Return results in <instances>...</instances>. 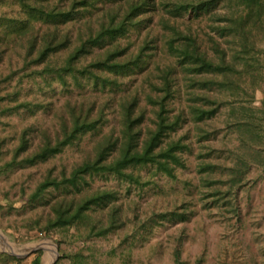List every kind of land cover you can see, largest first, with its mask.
Instances as JSON below:
<instances>
[{
    "label": "trees",
    "instance_id": "16d2710c",
    "mask_svg": "<svg viewBox=\"0 0 264 264\" xmlns=\"http://www.w3.org/2000/svg\"><path fill=\"white\" fill-rule=\"evenodd\" d=\"M11 1L20 11L0 17V87L16 83L0 96V116L41 109L51 116L49 123H27L12 145L0 136V174L48 164L30 192L22 186L16 200L5 192L8 203L0 204V229L6 237L10 227L2 224L4 210L29 207L36 212L24 228L60 245L69 234L90 241L128 227L127 244L145 238L155 226L186 223L196 213V202L188 194L141 219L137 211L130 216L136 201L125 204L116 188H94L93 182L96 177L113 178L129 190L144 192L159 186L158 177L180 181L192 139L188 133L179 135V129L192 122L195 137L206 140L212 132L203 124L227 105L229 127L239 145L231 151V165L204 159L220 156L219 149L207 147L201 154L199 194L206 208L225 209L241 221L239 194L251 185L254 168L264 173V0ZM221 3H228L230 10L212 12ZM158 13L169 59L129 89L159 47V35L149 27ZM191 13L194 19L211 14V31L201 36L194 30L193 19L184 20ZM144 28L147 32L136 44L131 37ZM26 81L51 87L57 83L69 97L58 106L36 97L23 99L18 87ZM78 89L82 92L74 97ZM216 89L229 92L233 100L216 96ZM182 94L186 105L178 108L174 103ZM111 114L118 125L105 131ZM83 141L77 160L69 163L59 157ZM182 237L174 248L175 264H185ZM42 254H0V263L42 264ZM99 257L84 249L62 250L57 264L64 259L92 264Z\"/></svg>",
    "mask_w": 264,
    "mask_h": 264
},
{
    "label": "rangeland",
    "instance_id": "374dc122",
    "mask_svg": "<svg viewBox=\"0 0 264 264\" xmlns=\"http://www.w3.org/2000/svg\"><path fill=\"white\" fill-rule=\"evenodd\" d=\"M160 2V0H158ZM230 10L228 3H221L212 12L224 14ZM20 11L17 3L11 0H0V17L13 16ZM162 13V10H160ZM160 13V12H159ZM159 13L155 15L149 27L153 28V34H158V49L150 59V63L143 74L135 76L136 81L131 82L129 89L140 83L142 78L151 70H155L157 64L166 63L169 59L168 53L164 47L163 30L158 25ZM211 14L203 15L199 18H193L194 14H188L184 20L192 21L194 30L198 31L201 36L205 32L211 31L213 24ZM147 29L135 32L132 40L139 44L146 34ZM225 47L228 44L224 43ZM264 46V45H263ZM134 48V47H133ZM3 71H8V66L3 67ZM16 81L11 86L4 85L0 87V96L13 89ZM23 99L39 98L45 102H52L54 106L63 103L69 95L61 90V87L55 83L52 87L45 85L42 81L40 84L34 81H26L22 86ZM17 90V88H16ZM82 91L76 90L74 97H77ZM213 93L226 100L231 101L234 97L229 92L214 90ZM121 93H117L119 96ZM176 107L186 105V96L177 99L174 103ZM229 106H224L219 113L207 120L203 127L212 132V135L203 141L195 137V130L192 122L186 123L178 134L188 133L192 139V149L185 152L188 168L181 173V180L173 182L165 177H158L159 186L150 187L144 192L132 187L128 189L126 183H122L116 179H105L96 177L93 186L116 188L120 193V201L128 204L134 200L138 205H133L136 210L130 212V216H134L137 211L141 219H146L148 214L154 210L161 211L165 207H171L172 202L176 199L182 201L184 194H188L189 198L194 199L196 205V213L186 223L167 224L164 226H155L153 230L146 234L145 238L124 243L123 240L129 228H123L111 234L106 239H94L90 241L77 240L71 234L67 236L65 243L60 245L55 239L36 237L35 231H27L24 228L26 220L30 218L36 210L33 208L13 210L1 215L2 224L8 229L7 237L0 231V249L18 250L27 249L43 245L45 250L41 251L42 264H57L62 259V250L68 253L84 249L87 255L96 252L99 257L97 263L92 264H175L174 248L176 241L180 235L182 237V253L181 260L185 264H264V173L261 169L254 168L250 174L252 180L251 185L239 194V206L241 207L240 222L239 219L233 217V214L217 208L208 209L204 206L205 201L199 194L200 178L202 174L198 171V163L204 158L201 154L207 152V147L219 149L222 151L220 156L204 158L218 164L231 165V151L239 144L235 134L231 132L229 127L230 114ZM50 112L43 109L35 114L22 113L13 116H0V136H7L9 145L17 141V136L22 127L29 122H50ZM118 125L116 114L110 115V121L104 127L109 130L112 126ZM86 145L83 141L80 146L68 148L62 155V159L66 162H73L80 156V148ZM59 164L60 161L57 160ZM48 166L47 163L40 164L35 167L17 169L14 172L0 174V204L8 203L5 192H10V198L16 200L20 195V188L34 186V181L42 171ZM190 182V184H188ZM198 185V187H197ZM29 186V187H28ZM19 205V203H18ZM31 237V238H29ZM18 238H25L21 241ZM57 248H56V246ZM117 250L116 254L102 256L105 252ZM34 251V252H36ZM33 253V252H32ZM31 254V253H30ZM63 264H71L69 260L64 259ZM1 264V263H0Z\"/></svg>",
    "mask_w": 264,
    "mask_h": 264
},
{
    "label": "water",
    "instance_id": "95a60500",
    "mask_svg": "<svg viewBox=\"0 0 264 264\" xmlns=\"http://www.w3.org/2000/svg\"><path fill=\"white\" fill-rule=\"evenodd\" d=\"M1 231V229H0ZM56 246V245H55ZM57 248V246H56ZM18 250H12V249H0V254H8V255H11V256H15L17 258H25L27 257L30 253L36 251V250H45L44 246L43 245H39V246H36V247H32V248H27V249H20V248H17ZM52 264H55V262H53Z\"/></svg>",
    "mask_w": 264,
    "mask_h": 264
},
{
    "label": "crops",
    "instance_id": "0c3cea01",
    "mask_svg": "<svg viewBox=\"0 0 264 264\" xmlns=\"http://www.w3.org/2000/svg\"><path fill=\"white\" fill-rule=\"evenodd\" d=\"M264 251V250H263Z\"/></svg>",
    "mask_w": 264,
    "mask_h": 264
}]
</instances>
